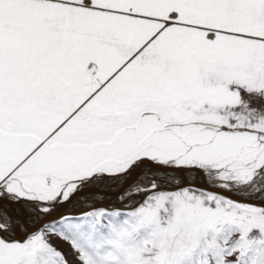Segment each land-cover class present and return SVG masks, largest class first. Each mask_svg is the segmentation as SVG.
<instances>
[{"label":"snow or ice","instance_id":"obj_1","mask_svg":"<svg viewBox=\"0 0 264 264\" xmlns=\"http://www.w3.org/2000/svg\"><path fill=\"white\" fill-rule=\"evenodd\" d=\"M0 264H264V0H0Z\"/></svg>","mask_w":264,"mask_h":264},{"label":"bare ground","instance_id":"obj_2","mask_svg":"<svg viewBox=\"0 0 264 264\" xmlns=\"http://www.w3.org/2000/svg\"><path fill=\"white\" fill-rule=\"evenodd\" d=\"M150 174L149 169L143 168L140 171V175L136 178V180L144 179L145 175ZM100 185L94 183L92 185H89V188L91 189L90 192L86 193L85 195H82L80 197H77L76 200H74L71 204L68 205L67 208L64 209V214H78L82 211H85L89 208V199H93L94 195L96 193L101 194H110L107 198H104L105 200H100L99 202H103L105 204H118L119 203V195L123 194L120 189L123 187L125 181L122 180H103ZM99 182V183H100ZM97 196V195H96ZM95 196V197H96ZM95 201V200H94ZM97 202V203H99ZM29 224H35L34 218L29 213L28 218Z\"/></svg>","mask_w":264,"mask_h":264},{"label":"rangeland","instance_id":"obj_3","mask_svg":"<svg viewBox=\"0 0 264 264\" xmlns=\"http://www.w3.org/2000/svg\"><path fill=\"white\" fill-rule=\"evenodd\" d=\"M146 176V175H145ZM140 180H142V179H140ZM137 181H139V180H137ZM102 182H97L96 184H98V185H100ZM97 195V196H96ZM96 195H94V197H93V199H89V203H91V202H99L100 200H105L104 198H109L108 196L110 195V194H101V193H96ZM121 195H123V194H121ZM121 195H119L118 197H120ZM96 196V197H95ZM95 200V201H94ZM90 205V204H89ZM58 246L59 247H61L62 249H64L65 251H67V249H68V246L66 245V244H63L62 242H58Z\"/></svg>","mask_w":264,"mask_h":264}]
</instances>
